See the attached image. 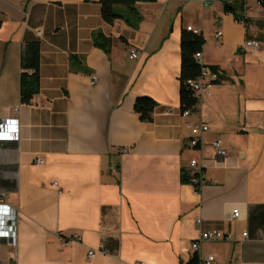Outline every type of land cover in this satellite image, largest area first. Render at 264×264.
I'll use <instances>...</instances> for the list:
<instances>
[{
    "label": "crops",
    "instance_id": "crops-1",
    "mask_svg": "<svg viewBox=\"0 0 264 264\" xmlns=\"http://www.w3.org/2000/svg\"><path fill=\"white\" fill-rule=\"evenodd\" d=\"M226 1L138 2L134 24H110L99 0H0V121L21 125L19 142L0 145V189L19 210L18 247L0 238V264H190L195 255L198 264H264V7L247 0L246 25ZM188 26L219 79L184 117ZM97 32L111 38L110 53L95 45ZM251 38L262 47L246 48ZM30 40L41 42V89L27 104ZM140 96L157 102L151 121L135 110ZM200 121L209 131L195 147L187 124ZM192 159L202 163L200 190L182 181ZM204 230L231 237L194 250ZM90 249L102 251L89 258Z\"/></svg>",
    "mask_w": 264,
    "mask_h": 264
},
{
    "label": "trees",
    "instance_id": "trees-1",
    "mask_svg": "<svg viewBox=\"0 0 264 264\" xmlns=\"http://www.w3.org/2000/svg\"><path fill=\"white\" fill-rule=\"evenodd\" d=\"M91 1V0H86ZM102 6L103 19L113 24L118 19H123L133 24L139 20L138 2H155L158 0H99ZM264 7V0H257ZM247 0H231L225 2V11L233 13L236 19L249 25L250 18L244 15ZM2 21H0V27ZM94 43L106 53L111 51V38L102 32L94 35ZM204 44V38L200 34H195L187 29L182 33L181 40V75H180V97L185 109H192L197 103L198 98L188 87V81L198 77L201 73V64L195 54L199 52ZM78 56H72V63ZM215 68V67H213ZM41 89V42L39 40L26 41L21 52V77L20 92L22 103H31L33 97ZM157 106V102L150 96H140L136 99L135 110L144 121L152 120V113ZM198 175V174H195ZM182 181L192 183L190 170H182ZM199 257L195 255L190 264H198Z\"/></svg>",
    "mask_w": 264,
    "mask_h": 264
},
{
    "label": "built area",
    "instance_id": "built-area-1",
    "mask_svg": "<svg viewBox=\"0 0 264 264\" xmlns=\"http://www.w3.org/2000/svg\"><path fill=\"white\" fill-rule=\"evenodd\" d=\"M242 22V21H240ZM244 23V22H242ZM188 31H191L195 34L200 35L201 32L199 29L194 28L193 26L187 27ZM40 34V31H38ZM223 35L222 31H218L216 34L217 38H221ZM244 46L246 48H261L262 43L254 38L247 39ZM140 51L137 49H132L130 51L131 59H138L140 57ZM197 60L201 64V73L198 77L194 79H190L188 81V87L192 90L195 96L200 99L203 95H205L209 89L213 86L214 83L219 79V75L217 71L213 70L211 67L205 65L202 62V53L197 52L195 54ZM98 76H92V84L98 83ZM15 111L18 112L19 108L16 107ZM191 109H186L183 111L184 117H189L191 113ZM187 127L190 129L192 133L191 145L199 146L201 143V137L209 131V126L204 122H189ZM21 138V125L20 120L17 117H11L0 121V145L4 142H19ZM215 154L218 158H224L227 156V150L223 146V141L221 139H216L212 143ZM126 149L123 150V152ZM42 160H39L38 163H42ZM190 174L192 175V184L196 187L197 190H200L201 186L204 183L203 174H202V163L197 159H192L189 166ZM198 174V175H195ZM54 184L57 185V182ZM7 192L0 189V238L4 239L8 242V244L12 247H18L19 244V210L15 209L9 203L5 202V197ZM233 218L240 217L239 208H235L232 212ZM202 223V219L199 218L197 220V224L200 226ZM248 233H244V237H247ZM231 236L230 234H225L220 230H204L201 232L199 239L193 243V249L198 250L201 246L202 242L205 241H218V240H227ZM73 241L80 242L81 238L78 234H75L71 239ZM102 251V249H90L88 252V257L93 258L96 256L98 252ZM214 260V256H209L207 261Z\"/></svg>",
    "mask_w": 264,
    "mask_h": 264
},
{
    "label": "rangeland",
    "instance_id": "rangeland-1",
    "mask_svg": "<svg viewBox=\"0 0 264 264\" xmlns=\"http://www.w3.org/2000/svg\"><path fill=\"white\" fill-rule=\"evenodd\" d=\"M186 12H188L190 16L194 15V13L189 12L188 10Z\"/></svg>",
    "mask_w": 264,
    "mask_h": 264
}]
</instances>
